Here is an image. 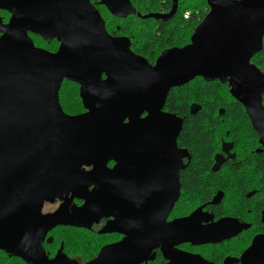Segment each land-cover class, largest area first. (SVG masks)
Instances as JSON below:
<instances>
[{
	"label": "water",
	"instance_id": "1",
	"mask_svg": "<svg viewBox=\"0 0 264 264\" xmlns=\"http://www.w3.org/2000/svg\"><path fill=\"white\" fill-rule=\"evenodd\" d=\"M205 1L209 12L189 44L163 51L151 66L128 41L106 33L90 0H0V11L10 14L6 24L0 18L1 252L25 264H73L62 248L47 257L46 235L111 219L99 233L122 239L86 264H142L158 248L167 264H205L174 247L216 244L242 230L228 218L200 226L194 213L166 222L178 198L183 156L176 148L182 120L162 112L170 90L196 78L227 84L262 128L264 146V76L250 63L262 49L264 0ZM100 5L123 18L135 14L128 0ZM176 5L172 0L169 17ZM29 34L56 40L57 51L36 48ZM64 80L78 86L84 113L62 111ZM110 159L117 161L112 172ZM62 197L57 210L42 213L44 204ZM73 199L83 204L68 212ZM260 239L237 262L264 264Z\"/></svg>",
	"mask_w": 264,
	"mask_h": 264
},
{
	"label": "flooded vegetation",
	"instance_id": "2",
	"mask_svg": "<svg viewBox=\"0 0 264 264\" xmlns=\"http://www.w3.org/2000/svg\"><path fill=\"white\" fill-rule=\"evenodd\" d=\"M100 1L101 0H90V3L99 12L100 16L102 15L101 13H103V11L107 13L105 14L107 15L108 19L106 17L104 21V19L102 18L104 21L106 33L112 38H119L128 41L129 50L135 56L141 57L146 60V62L151 66L154 65L156 59L163 51L173 48H182L188 45L193 30L209 12V8L206 4L207 8H205L206 10L204 12V17L196 24V26L193 27L192 20H190L189 17L185 18V20L182 21L179 20L180 11L183 4L182 0H177L176 10L174 14L171 15V17H169V14L172 11V0H163L160 3L157 2V0H150V2H152L153 4L152 11L147 14H142L141 11L144 9V0H128L135 14L128 15L124 18L108 11L105 6L100 5ZM112 8L116 10L117 6L112 4ZM138 15H154L155 17L149 19H141L138 17ZM0 18L2 20V23L6 24L10 18V14L4 11H0ZM144 23H153L152 27L154 26V32L158 36L157 38L159 41L157 45L152 48L153 50L151 49L150 45H145L146 43L142 38L143 35H145L146 31ZM163 26L164 28H162ZM166 26H169V28L173 26V28L169 31V28H165ZM29 37L32 41L34 39L43 43L46 48L38 49H42L46 52L55 53L59 47V43L56 40L46 41L34 34H29ZM49 45H56V49L50 51L51 49L49 50L47 48ZM257 54H255L251 58L250 63L258 68V70L264 76V71L261 70L254 61V58ZM102 79H105L104 75L102 76ZM221 85L227 87L228 95L230 96L229 100L238 106L242 113V118H237L236 123L232 124V117L225 116L223 114V109L221 107L218 108L217 116L219 117L220 125H216L214 127L212 145L213 147L211 152L210 165L209 169L200 170V174L198 175V177L202 179V183L201 188L198 191L188 192L184 187L185 178L188 176V173L193 168V166H195V162L198 160V157H196V155L194 156L190 149L182 145V138L180 136L181 134L179 133L178 137L176 138V148L183 154L181 158L182 168L180 169L178 174L179 192L177 201L173 205L166 219V222L170 223L178 219L187 218L193 213L197 214L196 216L199 219L200 226H209L215 224L217 221L226 218L232 219L239 227H242V230L235 236L229 239H225L216 244L192 245L190 243H183L175 246L174 249L182 254H188L193 257L198 256V258L203 260L204 263L206 262L205 264H224L225 261H229V264H240V262L237 261L239 260L241 255L252 245L254 239L261 238L260 240L264 242V207L257 208V205L264 202V182L262 183L261 178L258 181L257 176L254 175L256 174L258 168V164L256 162L257 157H259L261 160H264V146L261 143V135L263 132L262 128L258 126L256 121L252 122L250 120L245 107L240 102L232 98L229 93L228 85ZM180 88H174L170 90L167 96L171 92H174L175 90H178ZM165 102L162 112L165 114H173L165 108ZM260 106L264 111V93L261 96ZM191 107H195L197 109L196 112L201 111V108L197 104L191 103L189 109L190 113ZM82 113H84V111ZM145 116V114L141 115L142 118ZM175 116L182 120L183 126V117L178 115ZM124 123H127V120ZM116 163L117 161L115 159H110L106 165L107 171L112 172L115 168ZM126 166H128L127 163L125 167ZM84 170H90V168H84ZM215 177L221 179V182L216 181L214 179ZM127 181L128 171L123 176H121L120 185H125ZM111 182L113 184H116L118 183V180H113ZM226 182L228 184L224 186L226 188L229 187V191H225L222 189L221 185ZM259 184H261L262 186L259 187ZM239 187H241V190ZM63 198L64 197L54 201L51 204L46 203L44 204V206L55 204L58 208L64 203ZM82 204L83 202L81 200L73 199L68 203L67 210L68 212H71L72 209L79 208L80 206H82ZM57 208L55 210H57ZM54 211L47 212L45 214L52 213ZM110 220L111 219H102L98 224H93L89 230L74 228L71 226L57 227L76 229L77 231L88 233L97 238L99 242H102V238L105 237L118 238V240L114 242L112 241L102 243L101 246H99L96 254L84 261L72 258L64 254L63 252L62 253L66 255L73 264H86L90 262L97 256V254L103 247L115 244L122 239V236L117 233H99L106 225V223ZM49 233L45 237L43 247L45 245L52 244V242H46L48 238H52L49 236ZM60 246H62V243ZM224 247H228V249H224ZM92 250L95 251V243L93 244ZM212 252H214V255L216 256L211 255ZM46 253L47 257L49 259H52V257L49 255L51 253ZM149 257H151L152 259L149 258V260L142 264H167V261L163 258L160 248L153 250Z\"/></svg>",
	"mask_w": 264,
	"mask_h": 264
},
{
	"label": "trees",
	"instance_id": "3",
	"mask_svg": "<svg viewBox=\"0 0 264 264\" xmlns=\"http://www.w3.org/2000/svg\"><path fill=\"white\" fill-rule=\"evenodd\" d=\"M163 0H157V2H162ZM169 1V0H167ZM206 7L205 0H203ZM188 10L185 6L181 8L179 20L182 21L183 14ZM206 10V9H205ZM198 13V14H196ZM204 13L201 9L197 11H192L188 17L192 20L193 27L204 17ZM148 29L143 35V40L146 43L145 45H150L151 49L157 45L158 36L154 32V26L147 27ZM164 28V26L162 27ZM169 28V26L165 27ZM173 26H171L168 30H172ZM153 50V49H152ZM254 61L256 65L264 71V39L262 41V50L258 53ZM77 86L74 83H70L64 81L58 92V101L62 111L70 116H75L82 113L80 104L73 105L75 100H79ZM64 92V94H63ZM66 92V98H63ZM73 96V98H72ZM230 96L228 95L227 87L221 85V83L215 81L214 83H206L204 80L200 78H196L192 80L190 83L185 85L184 87L171 92L165 102V108L175 115L183 117L184 124L182 126V130L180 132V136L182 138V145L186 146L188 149L192 151L194 156L198 157V160L195 162V166L189 171L188 176L185 178V189L188 192L198 191L201 188L202 179L198 177L200 174V170L209 169L210 158L212 152L213 145V135H214V127L216 125H220L219 117L217 116V110L219 107L223 109V114L225 116H231L232 124L236 123L237 118H242V113L238 106L232 103L230 100ZM80 101V100H79ZM69 102V103H68ZM72 103V105H70ZM195 103L200 108L201 111L195 112L191 114L190 104ZM83 108V107H82ZM258 164V168L255 176H257V180L261 178L262 183L264 182V160L257 157L256 160ZM260 164V165H259ZM236 174V173H235ZM216 181L221 182V179L215 177ZM234 182V181H233ZM228 183H223L222 189L225 191H229V187H225ZM262 186L259 184V187ZM264 186V183H263ZM220 187V186H219ZM231 187V186H230ZM241 190V187H239ZM233 189V188H231ZM263 208L264 202L257 205V208ZM59 230H68V231H77L76 229L70 228H57L54 229L49 235L53 238L51 245H45L44 247H53L52 252L59 247L62 243L63 253L67 255L66 251L69 249L77 248L75 243L72 242V235H79V233H67L61 235ZM58 231V232H57ZM57 232V233H56ZM56 233V235L54 234ZM84 234H88L82 232ZM60 234V235H59ZM89 237H79L75 236V238L79 241L81 248L84 247H93V244H96V239L94 241V236ZM73 238V239H75ZM97 249L98 246L96 245ZM44 248V249H45ZM224 249H228V247H224ZM95 252V251H94ZM93 252V253H94ZM215 253L212 252L211 255ZM0 264H25L18 258L9 257L5 253L0 251Z\"/></svg>",
	"mask_w": 264,
	"mask_h": 264
},
{
	"label": "rangeland",
	"instance_id": "4",
	"mask_svg": "<svg viewBox=\"0 0 264 264\" xmlns=\"http://www.w3.org/2000/svg\"><path fill=\"white\" fill-rule=\"evenodd\" d=\"M182 1H183L182 8L185 7V6L188 8V10L183 14V19L184 20H185L184 16H186V14L187 15H190L192 11H197V10L201 9L203 13L205 12V4H204L203 0H182ZM143 5H144V9L141 10L142 11V14H147L150 11H152V5L153 4H152V2H150V0H144ZM105 13H106L105 11H103V13H101L102 14L101 15L102 16L101 18H103L104 21H105V19L107 17V15H106L107 13L106 14ZM196 14H198V13H196ZM107 19H108V17H107ZM152 24L144 23V26H145L146 30L148 29L147 27L152 26ZM32 42H33L34 46L37 47V48H42V49L46 48V46L43 43H41L40 41H36V40L33 39ZM47 48L49 50L51 49L50 51H53V50L56 49V45H49ZM77 91H78V89H77ZM63 94H64V92H63ZM66 95L67 94L65 92V95H64L63 98H66ZM72 98H73V96H72ZM76 104H80V107H81L80 112L81 111L83 112L84 109L82 108L81 102L79 100L78 101L75 100V103H73V105H76ZM70 105H72V103ZM56 208H57V206L55 204L54 205H45L44 208H43V212L42 213L45 214L47 212L54 211ZM59 231L61 232V235L67 234V233H79V235H72V237H71L72 242L75 243V245H76L77 248H73V249L70 248L69 249V247H68L66 253H67L68 256H70L72 258H75V259H78V260H82V261L87 260V259H89L90 257H93L96 254V252L98 251L96 245L99 248V246H101L102 243H107V242H112V241L114 242V241H117L118 240L117 237H113V238L112 237H110V238L109 237H105V238H102V242H99V240H96L97 238L94 237L95 238L94 241L96 240L95 252H94V250H92L91 247L81 248V246L79 244V241L75 238V236H79V237H89L88 234H84L82 232H76V231H68V230H59ZM56 233H54V234L56 235ZM73 238H75V239H73ZM60 248H62V252H63V247L62 246L57 247L54 250V252H52L53 247H47L46 246L45 252H50L51 254H49V255L53 258L56 255L57 251ZM46 255H47V253H46Z\"/></svg>",
	"mask_w": 264,
	"mask_h": 264
},
{
	"label": "built area",
	"instance_id": "5",
	"mask_svg": "<svg viewBox=\"0 0 264 264\" xmlns=\"http://www.w3.org/2000/svg\"><path fill=\"white\" fill-rule=\"evenodd\" d=\"M188 17V15L186 14V16H184V18H187Z\"/></svg>",
	"mask_w": 264,
	"mask_h": 264
}]
</instances>
